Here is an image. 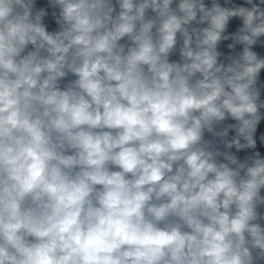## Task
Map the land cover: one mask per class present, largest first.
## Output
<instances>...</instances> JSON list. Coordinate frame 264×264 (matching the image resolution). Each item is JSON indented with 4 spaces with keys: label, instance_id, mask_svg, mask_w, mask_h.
<instances>
[{
    "label": "clouds",
    "instance_id": "9594fccd",
    "mask_svg": "<svg viewBox=\"0 0 264 264\" xmlns=\"http://www.w3.org/2000/svg\"><path fill=\"white\" fill-rule=\"evenodd\" d=\"M0 264H264V0H0Z\"/></svg>",
    "mask_w": 264,
    "mask_h": 264
}]
</instances>
